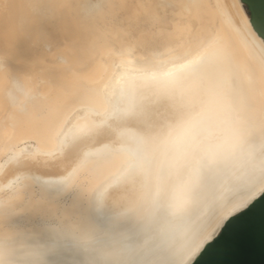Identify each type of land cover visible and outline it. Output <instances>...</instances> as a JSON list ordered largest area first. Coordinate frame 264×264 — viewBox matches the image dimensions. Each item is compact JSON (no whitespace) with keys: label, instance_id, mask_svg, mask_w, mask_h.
I'll return each instance as SVG.
<instances>
[{"label":"bare ground","instance_id":"6f19581e","mask_svg":"<svg viewBox=\"0 0 264 264\" xmlns=\"http://www.w3.org/2000/svg\"><path fill=\"white\" fill-rule=\"evenodd\" d=\"M263 191L241 0H0V264H192Z\"/></svg>","mask_w":264,"mask_h":264},{"label":"water","instance_id":"95a60500","mask_svg":"<svg viewBox=\"0 0 264 264\" xmlns=\"http://www.w3.org/2000/svg\"><path fill=\"white\" fill-rule=\"evenodd\" d=\"M254 30L264 39V0H241ZM192 264H264V191L232 215Z\"/></svg>","mask_w":264,"mask_h":264}]
</instances>
